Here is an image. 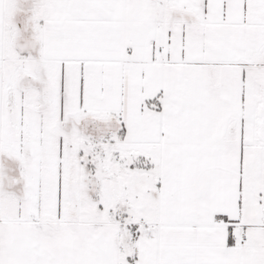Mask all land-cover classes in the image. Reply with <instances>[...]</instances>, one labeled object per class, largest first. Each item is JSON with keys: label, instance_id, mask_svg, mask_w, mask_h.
Instances as JSON below:
<instances>
[{"label": "snow or ice", "instance_id": "obj_1", "mask_svg": "<svg viewBox=\"0 0 264 264\" xmlns=\"http://www.w3.org/2000/svg\"><path fill=\"white\" fill-rule=\"evenodd\" d=\"M0 264H264V0H0Z\"/></svg>", "mask_w": 264, "mask_h": 264}]
</instances>
